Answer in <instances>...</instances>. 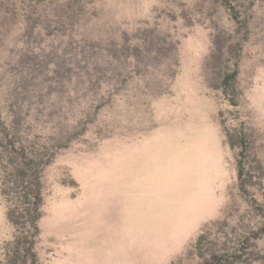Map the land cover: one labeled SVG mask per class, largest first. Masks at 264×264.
<instances>
[{"label": "rangeland", "instance_id": "1", "mask_svg": "<svg viewBox=\"0 0 264 264\" xmlns=\"http://www.w3.org/2000/svg\"><path fill=\"white\" fill-rule=\"evenodd\" d=\"M6 1L14 3L17 16L11 29L0 30V106L11 80L8 61L22 52V20L32 13L54 15L34 0H0V14ZM81 1L74 27L79 37L117 38L147 21L179 40V66L168 93L144 101L115 97L85 140L59 152L46 168L37 240L42 264H171L213 220L256 229L261 222L234 187L233 153L218 122V111L228 106L203 78L210 23L186 27L180 18V10L197 0ZM253 2L237 109L242 121L264 133V0ZM253 189L264 206V193ZM221 227H211L213 236ZM12 234L0 197V245Z\"/></svg>", "mask_w": 264, "mask_h": 264}, {"label": "trees", "instance_id": "2", "mask_svg": "<svg viewBox=\"0 0 264 264\" xmlns=\"http://www.w3.org/2000/svg\"><path fill=\"white\" fill-rule=\"evenodd\" d=\"M34 3L50 8L54 15L32 13L24 18L22 52L8 61L11 80L0 106V197L13 234L0 245V264H42L37 252L38 222L46 168L56 155L72 143L83 142L101 110L111 106L115 97L144 101L168 93L179 66V40L147 21L117 38L79 37L74 27L83 12L81 0ZM2 6L4 33L17 15L13 2ZM253 6V0H197L180 10V18L186 27L210 23L203 78L208 87L219 90L228 106L217 117L223 142L233 153L234 187L261 224L254 230H236L226 219L213 220L171 264L264 262V252L258 248L264 242V206L253 189L264 193V133L242 121L237 109L244 96L239 64L250 37ZM214 17L221 21L211 23ZM215 226L224 227L213 236Z\"/></svg>", "mask_w": 264, "mask_h": 264}]
</instances>
